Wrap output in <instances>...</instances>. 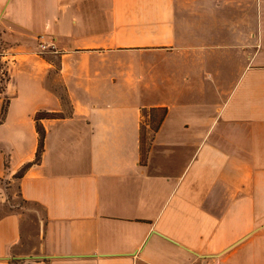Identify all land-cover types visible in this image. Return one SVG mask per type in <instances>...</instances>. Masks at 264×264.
<instances>
[{"label": "crops", "instance_id": "obj_1", "mask_svg": "<svg viewBox=\"0 0 264 264\" xmlns=\"http://www.w3.org/2000/svg\"><path fill=\"white\" fill-rule=\"evenodd\" d=\"M0 42V264H264V0H0Z\"/></svg>", "mask_w": 264, "mask_h": 264}, {"label": "rangeland", "instance_id": "obj_2", "mask_svg": "<svg viewBox=\"0 0 264 264\" xmlns=\"http://www.w3.org/2000/svg\"><path fill=\"white\" fill-rule=\"evenodd\" d=\"M7 48V47H5ZM4 49V45H2V42H0V53L3 51ZM38 50L40 52H42V49L40 48V44L38 45ZM43 57L46 58L50 63H52L55 66L59 65V60L57 55H54L52 53H49V51H45V53H42ZM2 71H4L2 73ZM52 74H50V77L48 78V83L49 84H53L54 83V90H56L58 93L60 94H64V88L60 86V84H57V81L55 80L56 78V70H52L51 72ZM10 76L8 74V63L5 61H1L0 60V91H2L4 89V86L6 84V82L9 80ZM59 83V82H58ZM58 85V86H57ZM64 111L62 113L63 116H66L70 113L71 111V105H64ZM12 197V196H11ZM10 197L11 202L14 205H17V208L19 210L22 211V213H24L26 215V217L28 218L29 221H33L35 218H37L38 216L41 218L42 217V211L36 207V206H31L28 205L26 203H24L20 198L19 195L16 193L14 200H12Z\"/></svg>", "mask_w": 264, "mask_h": 264}, {"label": "trees", "instance_id": "obj_3", "mask_svg": "<svg viewBox=\"0 0 264 264\" xmlns=\"http://www.w3.org/2000/svg\"><path fill=\"white\" fill-rule=\"evenodd\" d=\"M64 92H65L64 94H60L57 92L60 96V100L62 102V105L63 106L66 104L71 105L69 98H68V94L66 92V89H64ZM145 113L146 112H144V114ZM71 114H72V108H71L70 113L66 116H70ZM66 116H63L62 114H59V113L57 114V113H46V112H40L36 115L35 120H36V125H37V131L39 134V149H38V153H37L35 163H39L41 161V156H42V153L44 151L45 130H44V127L42 125V121L43 120H49V119H60V118L66 117ZM31 166H32V164H27L26 166H24V168L15 176V178H21Z\"/></svg>", "mask_w": 264, "mask_h": 264}, {"label": "built area", "instance_id": "obj_4", "mask_svg": "<svg viewBox=\"0 0 264 264\" xmlns=\"http://www.w3.org/2000/svg\"><path fill=\"white\" fill-rule=\"evenodd\" d=\"M40 48L42 49L41 53H45V51H49V53H57V49L55 44H47V43H40ZM4 71H2L3 73Z\"/></svg>", "mask_w": 264, "mask_h": 264}]
</instances>
